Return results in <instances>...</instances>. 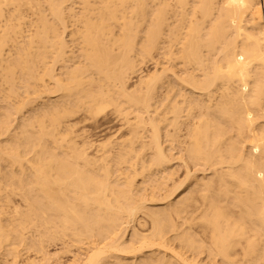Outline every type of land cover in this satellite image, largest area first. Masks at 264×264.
Instances as JSON below:
<instances>
[{
  "label": "bare ground",
  "instance_id": "bare-ground-1",
  "mask_svg": "<svg viewBox=\"0 0 264 264\" xmlns=\"http://www.w3.org/2000/svg\"><path fill=\"white\" fill-rule=\"evenodd\" d=\"M108 112L123 135L76 132ZM52 244L264 264V0H0L1 264Z\"/></svg>",
  "mask_w": 264,
  "mask_h": 264
},
{
  "label": "rangeland",
  "instance_id": "rangeland-1",
  "mask_svg": "<svg viewBox=\"0 0 264 264\" xmlns=\"http://www.w3.org/2000/svg\"><path fill=\"white\" fill-rule=\"evenodd\" d=\"M76 51H77V49H75ZM154 69H155V65L153 64V61H147V63L146 64H144V66L142 67V70H141V72H139L138 74H136L133 78H135V80L133 79V81L134 82H132V83H130V85L132 86V84L133 83H135L134 85H137L138 83H139V80H140V77L141 76H144V74L145 75H147L148 73H150V72H153L154 71ZM143 72V73H142ZM141 73V74H140ZM139 75V76H138ZM136 76H137V78H136ZM136 80H137V82H136ZM133 85V86H134ZM130 86V87H131ZM132 86V87H133ZM131 87V88H132ZM112 114H114V113H112V112H108L106 115H103V117L101 116V117H99V119L98 120H95V121H90L89 119V121L87 120V121H83L82 122V124L80 125V126H78V128L76 129V132L78 133V134H82V133H80V131L82 130V132L83 131H86L87 132V136H89V135H91V136H89V138L91 137V138H93V136H94V138L93 139H91L90 138V140H92V142L94 143V142H100L101 140L102 141H105V138L106 139H108V138H110V137H119V135L121 134V135H123L124 134V130H121L122 128L120 127L122 124H124V117L123 116H119V115H117V114H114V115H112ZM108 115H109V117H108ZM106 116V117H105ZM113 116V117H112ZM117 118V116L118 117H121V118H117V119H115V117ZM112 117V118H111ZM131 117V116H130ZM79 118L80 119H82L83 118V116L81 117V116H79ZM131 118H133V116L131 117ZM112 119H113V121H112ZM108 120L110 121V124L108 123ZM117 120V121H116ZM86 122V123H85ZM92 122V123H91ZM95 122H98V123H96L95 124ZM111 122H112V124H111ZM122 122V123H121ZM92 126L91 128H90V125ZM92 124H94V125H92ZM107 124H109V125H107ZM89 125V126H88ZM101 127V126H103L102 127V130H101V128L99 127V126ZM86 126H87V128H86ZM96 126L99 128H96ZM82 127V128H81ZM108 127V128H107ZM109 127L111 128V129H109ZM118 128L120 129L119 131H121L120 133H118V135H115V133L116 132H119L118 131ZM84 129H86V130H84ZM95 129V130H94ZM79 130V131H78ZM106 130H108V131H106ZM110 130V131H109ZM98 131V132H97ZM100 131H102V132H100ZM103 131H105V132H103ZM103 133V134H102ZM123 133V134H122ZM112 134V135H111ZM93 135V136H92ZM120 135V136H121ZM109 136V137H108ZM95 139V140H94ZM98 139V140H97ZM97 140V141H96ZM101 141V142H102ZM146 141H147V138H146ZM148 141H149V138H148ZM182 174H183V171H180L179 172V174H178V176L180 175V176H182ZM154 179V178H153ZM139 181H140V179H138ZM138 181V182H139ZM140 196H144L145 194H146V192H145V190H141L140 191ZM144 193V194H143ZM163 193V192H162ZM159 196V195H158ZM18 198L19 197H15L14 199V201H13V204L14 205H18V203H16V201L18 200ZM161 198V197H160ZM20 201V203H21V199H19L18 200V202ZM19 203V204H20ZM21 205H22V203H21ZM51 247H53V248H49V255H51L53 258L50 260V261H53V263H51L49 260L47 261V262H45V261H42L40 258H39V256H38V258L37 257H35L34 255H33V257L34 258H36V263L38 264H58V262H59V264H67V263H69V262H71V261H69L71 258H74V256L73 255H75V253H77L76 251H77V249L76 248H73L72 250H73V252H75L74 254H66V253H63V255H61L62 254V252H61V250H62V247L61 246H58L57 248H56V246H55V248L56 249H54V246H53V244L51 245ZM75 249V250H74ZM56 250H57V252L59 251V253H57L56 252ZM1 252V251H0ZM51 252V253H50ZM56 252V253H55ZM34 254V253H33ZM65 254V255H64ZM57 255V256H56ZM1 256V255H0ZM83 256V255H82ZM81 256V257H82ZM85 256V255H84ZM12 257V256H11ZM55 257H57V259H55ZM80 257V258H81ZM1 259H0V264H1V262H2V256L0 257ZM13 258V257H12ZM12 258H10L9 257V260L11 261V259ZM26 258V257H25ZM23 259V260H25L26 261V259ZM61 258V259H60ZM86 258V256L85 257H82L81 259L83 260V259H85ZM39 259V260H38ZM55 259V260H54ZM63 259V260H62ZM37 260H38V262H37ZM60 260H62L63 262H61ZM71 260H73V259H71ZM25 261H23L22 263L23 264H26V262ZM55 261V262H54ZM11 262H13V259H12V261ZM11 262H9V264H13V263H11ZM49 262V263H48Z\"/></svg>",
  "mask_w": 264,
  "mask_h": 264
}]
</instances>
